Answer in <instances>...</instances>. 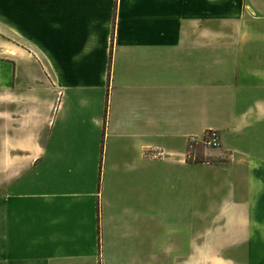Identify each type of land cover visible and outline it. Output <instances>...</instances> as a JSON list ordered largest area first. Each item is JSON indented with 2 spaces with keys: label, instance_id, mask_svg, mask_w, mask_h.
I'll use <instances>...</instances> for the list:
<instances>
[{
  "label": "crops",
  "instance_id": "0c3cea01",
  "mask_svg": "<svg viewBox=\"0 0 264 264\" xmlns=\"http://www.w3.org/2000/svg\"><path fill=\"white\" fill-rule=\"evenodd\" d=\"M4 1L0 264H264V0Z\"/></svg>",
  "mask_w": 264,
  "mask_h": 264
},
{
  "label": "rangeland",
  "instance_id": "374dc122",
  "mask_svg": "<svg viewBox=\"0 0 264 264\" xmlns=\"http://www.w3.org/2000/svg\"><path fill=\"white\" fill-rule=\"evenodd\" d=\"M6 42H7L6 6H5V1L0 0V62L5 61L6 57H7V55H6ZM198 149H201L203 151L204 150L214 151V150H219L220 147L213 149V148H205V147H203V145L201 143L190 144V147H188V150H189V158L192 161H195V162L198 161ZM226 155L227 154L224 153L221 156L223 158H226ZM227 158H228V155H227ZM199 161H201L203 163L205 161V159L199 160ZM210 161H213V160H210V158H207V160L205 162H210ZM190 223H191V227L194 229V233H196L197 228L199 227V223H198L196 214H191Z\"/></svg>",
  "mask_w": 264,
  "mask_h": 264
},
{
  "label": "built area",
  "instance_id": "2783aa9c",
  "mask_svg": "<svg viewBox=\"0 0 264 264\" xmlns=\"http://www.w3.org/2000/svg\"><path fill=\"white\" fill-rule=\"evenodd\" d=\"M188 147H190V144H199L201 143L203 147L205 148H218L220 147V140H219V134L218 132L214 130L207 131L203 136L201 137H189L188 141ZM189 152V150H188ZM189 154V153H188Z\"/></svg>",
  "mask_w": 264,
  "mask_h": 264
}]
</instances>
